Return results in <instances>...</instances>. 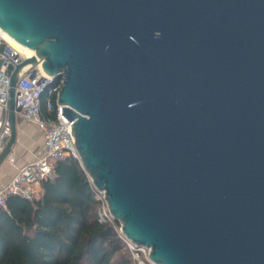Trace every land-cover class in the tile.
I'll list each match as a JSON object with an SVG mask.
<instances>
[{
  "label": "water",
  "instance_id": "95a60500",
  "mask_svg": "<svg viewBox=\"0 0 264 264\" xmlns=\"http://www.w3.org/2000/svg\"><path fill=\"white\" fill-rule=\"evenodd\" d=\"M122 233L157 264H264V0H0ZM47 89V88H46Z\"/></svg>",
  "mask_w": 264,
  "mask_h": 264
},
{
  "label": "trees",
  "instance_id": "16d2710c",
  "mask_svg": "<svg viewBox=\"0 0 264 264\" xmlns=\"http://www.w3.org/2000/svg\"><path fill=\"white\" fill-rule=\"evenodd\" d=\"M55 117L54 109H45ZM38 199L11 195L0 212V264H137L115 222L98 220L100 200L79 158L67 156Z\"/></svg>",
  "mask_w": 264,
  "mask_h": 264
},
{
  "label": "built area",
  "instance_id": "2783aa9c",
  "mask_svg": "<svg viewBox=\"0 0 264 264\" xmlns=\"http://www.w3.org/2000/svg\"><path fill=\"white\" fill-rule=\"evenodd\" d=\"M1 29V28H0ZM3 30V29H2ZM4 31V30H3ZM28 56L20 53L8 41L0 38V152L6 145L11 128L8 120V101L10 75L8 66L15 67ZM50 77L42 70L41 63L24 73L16 87L18 112L26 121L36 124L44 135L45 150L34 160L21 166L15 163L13 152L7 159L17 166L16 173L2 187H0V212L7 208V199L11 195L21 196L28 200L38 199L42 191V182L55 177V165L59 160L71 155L79 158L72 125L61 111L57 94L62 79L50 84ZM47 88V89H46ZM45 94V109L49 112L54 109L56 98L57 112L55 117L46 116L42 109L41 96ZM91 180V178H90ZM96 197L100 200L98 220L101 222H115L104 190L98 189L92 182ZM120 222V221H119ZM120 237L127 243L137 264H157L150 257V248L137 245L127 238L121 230V223L116 227Z\"/></svg>",
  "mask_w": 264,
  "mask_h": 264
},
{
  "label": "crops",
  "instance_id": "0c3cea01",
  "mask_svg": "<svg viewBox=\"0 0 264 264\" xmlns=\"http://www.w3.org/2000/svg\"><path fill=\"white\" fill-rule=\"evenodd\" d=\"M18 135L13 147V155L17 166L34 160L45 150L44 135L40 128L31 122L26 121L19 113L17 114ZM17 166L10 161L0 166V187L4 186L16 173Z\"/></svg>",
  "mask_w": 264,
  "mask_h": 264
},
{
  "label": "bare ground",
  "instance_id": "6f19581e",
  "mask_svg": "<svg viewBox=\"0 0 264 264\" xmlns=\"http://www.w3.org/2000/svg\"><path fill=\"white\" fill-rule=\"evenodd\" d=\"M0 38L8 41L12 46H14L20 53L26 55V56H30L34 51L25 47L24 45H22L21 43H19L18 41H16L15 39H13L8 33H6L5 31H3L2 29H0Z\"/></svg>",
  "mask_w": 264,
  "mask_h": 264
},
{
  "label": "rangeland",
  "instance_id": "374dc122",
  "mask_svg": "<svg viewBox=\"0 0 264 264\" xmlns=\"http://www.w3.org/2000/svg\"><path fill=\"white\" fill-rule=\"evenodd\" d=\"M132 257H133V255H132ZM134 259V258H133Z\"/></svg>",
  "mask_w": 264,
  "mask_h": 264
}]
</instances>
